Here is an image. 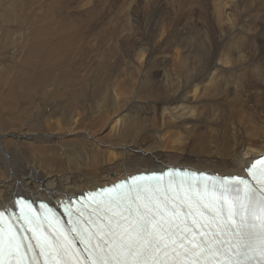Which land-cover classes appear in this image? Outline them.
Returning a JSON list of instances; mask_svg holds the SVG:
<instances>
[{
  "label": "bare ground",
  "instance_id": "1",
  "mask_svg": "<svg viewBox=\"0 0 264 264\" xmlns=\"http://www.w3.org/2000/svg\"><path fill=\"white\" fill-rule=\"evenodd\" d=\"M2 1L0 29L3 26L6 30L8 27L19 28L16 23L26 20L24 17H28L27 15H32L28 20H34L36 14L42 15L37 17L40 24L37 26L35 40L43 41L44 38L54 37L55 40H47V44H53L49 50H56V58L52 72L49 68V72L37 77L24 73L21 80L26 89L14 91V98L0 91V209L13 208V198L17 196L57 203L61 199H70L85 191L114 184L128 176L160 172L168 167L218 173L220 176H243L249 163L264 154V21L259 17L260 14L263 15L261 11L264 0H211V17L215 24L206 25L198 23L195 8H186L192 0H180V14L174 26L168 20L164 28L166 29L165 25L169 26L167 30L173 38L183 34L189 36L182 37L174 46L172 58L158 56L155 59L154 50H148L134 60V52L127 43H122L130 53L132 61L128 59L131 65L135 68L138 66L141 80L145 81L144 84L139 83L134 94L127 89L132 71L124 75L126 63L121 59L108 61L103 55L105 58H101V61L98 59L94 65L91 64L93 61L91 65L88 61V65H84L85 69H81L83 64L80 63L81 70L76 69L72 75L68 74L72 67V54L80 52L77 50V53L74 46L81 37L87 36L83 35L78 40L76 35L72 36L73 30L67 24H62L64 27L59 30L50 28L54 24L51 25L50 22L55 18L51 20V15L56 12L51 10L54 9L53 0H39L45 9L41 11L22 10L18 3ZM62 1L64 0H60L61 4ZM144 1L148 9L151 0ZM60 2L59 5L56 2L58 6L61 5ZM139 5L133 2L129 6L132 12V23L129 26L131 30L138 29L140 25ZM8 9L12 11L11 19L7 18ZM82 11L84 10L76 12L77 15ZM85 11L84 16L87 18L83 20H86V24L81 19V14L79 20L89 30L99 19L91 9ZM152 14L151 17L157 13L153 11ZM77 15L73 16L74 20H77ZM108 23L107 25H112V21ZM105 26L99 27L104 33L103 37L93 35L98 43L109 39L107 33L113 28L107 29ZM38 27L42 29L38 30ZM31 30H34V25ZM126 30L123 29L124 32ZM111 36L113 37L112 34ZM102 44L107 50L106 43ZM80 48L83 49L81 46ZM153 63L160 68L156 75L148 73V67ZM44 67L41 66L40 69ZM99 82L101 89L108 90L109 98L98 106L97 116L100 118L90 128H108L107 142L101 141V135L84 134L86 125L79 122L77 117L87 113L74 107L75 105L64 108V115L46 120L42 127L46 129L44 132H18L24 121L32 115L28 110L31 107L29 98L46 100L55 97L59 99L57 103L63 106L66 100L62 96L71 100L74 89H91L98 86ZM158 82L163 87L158 91L159 95L166 96L165 102L160 108H152L154 116L151 117L155 123L149 124L147 136L143 137L138 146L131 145L127 142L129 140L126 135L129 134L127 131L130 123H133L132 119L136 118L137 111H133V106L134 109L140 108L139 104L144 101L139 91L143 87H156ZM217 100L221 102H215ZM126 101L131 104V112L125 108ZM15 103L26 108L15 110L12 105ZM198 104H202L201 107ZM21 111L25 114L18 116ZM159 116H162L161 121L156 119ZM147 120L150 119L146 114L145 121ZM79 138L85 139V147L73 146V142ZM49 150L53 151L52 154ZM51 158L55 160V166L49 163ZM61 167L64 170L60 174L52 175V172Z\"/></svg>",
  "mask_w": 264,
  "mask_h": 264
},
{
  "label": "snow or ice",
  "instance_id": "2",
  "mask_svg": "<svg viewBox=\"0 0 264 264\" xmlns=\"http://www.w3.org/2000/svg\"><path fill=\"white\" fill-rule=\"evenodd\" d=\"M259 164L248 179L202 186L151 176L117 184L86 197L87 208L65 205L68 228L21 203L15 220L0 213V264H264Z\"/></svg>",
  "mask_w": 264,
  "mask_h": 264
},
{
  "label": "rangeland",
  "instance_id": "3",
  "mask_svg": "<svg viewBox=\"0 0 264 264\" xmlns=\"http://www.w3.org/2000/svg\"><path fill=\"white\" fill-rule=\"evenodd\" d=\"M57 1L59 5L60 0H56V1L53 0L52 3L54 7L53 6L52 7L54 9H51V10L56 11L54 12L55 15L57 12L59 14L57 13L58 16L51 15V20L54 17L55 18L52 20V22H50V24L54 23L53 25L51 24L52 26L50 28H53V29L55 28L54 30H59L61 29V27L62 28L64 27L62 24H65V26L67 24V26L70 25L71 26L70 28H72L73 30L72 31L73 33L71 32L72 36L76 35L78 40H79V37L83 35L90 37V39L89 37L88 38L86 37L88 39V42H87V39L84 38V36L81 37L82 40L80 38L79 42L77 43L79 46H77V44L76 46H74L75 49L77 48L76 52L77 50L80 52L84 51L81 53L77 52L78 54H80L79 56H83V57H79L78 54L76 53L72 54V56L74 57L73 59L69 58L72 63L70 64V61H69V64L72 67L69 69L68 74L72 75L76 69L77 70H81L83 68L85 69V66L90 64L92 61L93 62L91 64L94 65L95 62L99 61L101 58L104 59L106 57L105 59L108 61L109 60L116 61L118 59H121L122 62L126 63L124 75H128L127 74L128 71L129 72L132 71L131 79L126 77V79L127 78L129 79L127 81L129 83L127 89H129L128 90L129 92L131 90L132 94L137 92V86L139 85V83L142 82V84H144L145 81L141 80L142 76L139 74L138 66H136L135 68L134 66L131 65L132 60L129 57L130 53L126 51V48L124 47L123 44L127 43L128 45L127 44L126 45L129 46V48L134 52L132 54L134 60L139 58L143 53H146L148 50H154L156 55L153 58L155 59H157L158 56L172 58L173 57L172 49L175 48L174 46H176L180 42L182 37L189 36V34H183V35H178L176 38H173V35H171L169 31L167 30L169 26L165 25L166 29L164 28V24L168 20H171L172 26H174L180 14V4H179L180 0H151V4L149 5L148 9H147L146 1L143 2V0H137V1L135 0H128V1L127 0H89V1L80 0V2H83V3H80L78 0H64L62 1V4L60 2L61 4L60 6L57 5L56 3ZM6 2H8L9 4L18 3L22 10H30V11L45 10L44 4H42L39 0H6ZM133 2L135 4L139 3L140 5H142V6L139 5V10L141 9L140 10L141 16L139 15L140 25H138V29H135V30L134 29L131 30L130 28L131 23H132V12H130L129 6H131ZM3 3L4 2L0 0V10L2 9ZM55 3L57 6L55 5ZM78 7L80 8L78 9ZM84 7L87 9H84ZM142 7L145 8L146 10L143 9ZM186 8L196 9V14H197L199 24H204V25L209 24V23L215 24L214 19L211 17V11H212V1L211 0H192L187 4ZM89 9L97 13V14L94 13V15H96V17L100 21V22L98 21L99 23L98 22L94 23L93 24L94 26L93 25L90 26L89 27L90 31L88 30V28L83 26L86 24V20L85 19L83 20V18H87L86 16H84L86 14L85 10L89 11ZM263 9L264 7L262 8V11H261L263 12V15L261 14L259 15L260 18L262 17L261 21H264V18H263L264 10ZM80 10H84L81 13H79L82 15L81 16L82 18L80 17L79 14L77 15V13L80 12ZM127 10L131 14L127 12ZM124 11H125V14L123 13ZM153 11H155L157 14L156 16L151 17L153 15L152 14ZM161 11L163 12L160 13ZM61 12H63V14ZM73 13H75L78 16L77 20H74L73 16H76V15H73ZM113 14H116V15L118 14L119 18L118 16L116 17V15L113 16ZM62 15H66V16L62 17ZM27 16L28 17H24L26 18V20H21L16 23V25L19 26V28L14 29V28L8 27L9 29L7 30H9L10 34L6 33L8 31L5 29L4 26L0 29V91L9 94L12 98L15 97V95L12 94L14 91H20L21 89H26L25 84L22 83V80H21L22 75L24 73L27 72L28 74H32L34 77H37L44 72H49V68H50V72H52L53 62H54V59L56 58V50L54 51L49 50L53 47V44L52 43L47 44V40L53 39L52 41H54L55 40L54 37L53 38L50 37V39L44 38L45 40L43 41L35 40L36 35H37V26L40 24L37 17L42 16V15L37 16L36 14L35 15L36 17H34L35 18L34 20H28L29 18L32 17L31 14ZM122 16L123 18L127 16V18H124L125 19L124 20ZM57 17H59L60 19ZM115 17L116 19L118 18V20H116ZM7 18L8 19L12 18V11L10 9L7 10ZM62 18L65 20L63 21ZM79 18L85 21V24L81 19L79 20ZM1 20H2V17L0 16V21ZM71 20L73 21V24ZM109 21H112V23H110L112 25L110 26L107 25ZM76 23H77V26H76ZM122 23H125V24L123 25ZM80 24H82L83 28L81 27ZM99 24L101 27L105 26L104 24H106L105 28L107 27V29H110L111 27L113 28V29H110L111 33L110 32L107 33L109 39H107L105 42H102V43H106L105 47H107V50H105L106 48H104V44H102L100 41H99L100 43H98V41H95L96 39H94L93 37V35H97V34H99L100 37L104 36V33L99 30V27H100V26L98 27ZM33 25H34V30H31ZM54 25L56 26L54 27ZM122 28L123 29L125 28V30L127 29L126 30L127 33L124 32ZM39 29L41 30L42 28L38 27V30ZM87 30L88 32L85 33V31ZM145 30L147 32H145ZM111 34L113 35V37L111 36ZM125 34H127V37ZM120 35L123 37V40L121 39L122 37ZM124 40H125V43H124ZM82 43L83 44L87 43L86 45L88 46H86L85 44L82 46L81 45ZM95 45H97V47ZM118 45H119V48H117ZM80 46L83 47L84 50L81 49ZM102 46L104 49L102 48ZM159 46H161L162 48ZM79 48L81 50H79ZM98 48H102V49L99 50ZM119 50L120 52L122 50V52L120 53ZM85 52L88 53L86 55L87 57L89 55L88 58L85 56L86 54ZM99 55H100V58H98ZM92 56H96V57L98 56V57L92 58ZM90 57L92 60L89 59ZM74 58H77V59H74ZM127 59L130 63L127 61ZM76 60H77V63H76ZM80 63L83 64L82 68L80 67L81 65ZM41 66L42 67L45 66V67L43 69H40ZM148 71H149L148 73L152 75H156V73L160 72V68L155 63H153L149 65ZM169 71L171 70L169 69ZM158 83L159 84L156 87H149V88L143 87L139 91V95L143 98L144 101L139 104L140 108L134 109V106H133V111H137L135 114L136 118L132 119L133 123L132 124L130 123L129 129L127 131L129 132V134L126 135V139L129 140L127 142L131 145L133 144L135 146H138L141 143L143 137L147 136L148 130H149V124L151 125L152 123H155L153 121L154 119L152 118L154 116L152 115L153 114L152 108L154 107L160 108L162 104L165 102L166 96L159 95V92H158L160 89H163V87L162 85H160V82ZM73 92L74 94L71 100L69 99L67 100V96H62V99L66 100V103H64L63 106H60V104L57 103L59 99L55 97H51L50 99H46V100H42L39 98H34V99L29 98L31 107H29L28 110L32 112V115L30 118H27L24 121V124L21 125V127L18 129V132H21L24 134L32 133V132H44L46 131V129L45 128L42 129V127L45 125L44 122L46 120L50 119L53 116L60 117L64 115L65 114L64 108H68V107L75 105L74 107H77L80 110L87 113V114H82L81 116L77 117V120L79 122L84 123L86 125V127L83 129L84 134L85 135L95 134L99 136L101 135L103 136V139L101 141L103 143L107 142L108 139L106 138V136H108L107 134L109 132L108 131L109 129L108 128L102 129L100 126L97 127L96 129H91L90 125L96 124L98 122L100 116H97V108L100 104L108 100L109 98L108 90L101 89V83L99 82L98 86L93 87L91 89H85L83 87H78L77 89H74ZM262 97L264 98V93L262 94ZM73 100L75 101L71 102ZM215 102H221V101L217 100ZM12 105L15 108V110H24V108H26L20 103H15ZM201 105L202 104H198L199 107H201ZM125 108L128 112H131V104H129L128 101H126ZM22 113L25 114V112L21 111L20 113H18V116H22L23 115ZM146 114H147V118L150 120L145 121ZM0 117H1V113H0ZM160 118H162V116H159V118L157 117L156 119L161 121ZM0 121H1V118H0ZM0 128L2 127L0 126ZM171 130H174V128H172ZM84 141L85 139L79 138L73 142V146H75L76 148H83L86 146V142ZM49 151L50 153L53 152L51 150ZM58 160H60L59 157H58ZM49 163L52 166H55L54 159L51 158ZM63 170H64V167H61V169L57 170L56 172H52V175L60 174Z\"/></svg>",
  "mask_w": 264,
  "mask_h": 264
},
{
  "label": "clouds",
  "instance_id": "4",
  "mask_svg": "<svg viewBox=\"0 0 264 264\" xmlns=\"http://www.w3.org/2000/svg\"><path fill=\"white\" fill-rule=\"evenodd\" d=\"M230 66V65H229Z\"/></svg>",
  "mask_w": 264,
  "mask_h": 264
}]
</instances>
